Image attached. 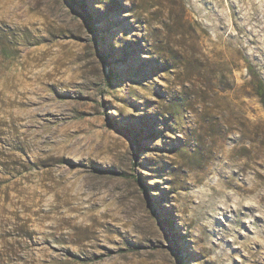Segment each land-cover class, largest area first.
Here are the masks:
<instances>
[{"label":"rangeland","instance_id":"374dc122","mask_svg":"<svg viewBox=\"0 0 264 264\" xmlns=\"http://www.w3.org/2000/svg\"><path fill=\"white\" fill-rule=\"evenodd\" d=\"M251 65L264 0H0V264H264Z\"/></svg>","mask_w":264,"mask_h":264},{"label":"trees","instance_id":"16d2710c","mask_svg":"<svg viewBox=\"0 0 264 264\" xmlns=\"http://www.w3.org/2000/svg\"><path fill=\"white\" fill-rule=\"evenodd\" d=\"M81 8L85 9L84 5H80ZM87 18H89V16L87 15ZM251 75H252V82L255 86V91L256 94L258 95V97L260 98L261 103L264 106V80L260 77V75L255 71L254 67L251 65L249 67ZM115 79V74L110 72L108 75V81L110 82L109 84H112V82ZM125 131L133 136L134 140L137 143V149L138 151L142 152V146L140 145V139H139V135L136 133V131L126 127Z\"/></svg>","mask_w":264,"mask_h":264},{"label":"bare ground","instance_id":"6f19581e","mask_svg":"<svg viewBox=\"0 0 264 264\" xmlns=\"http://www.w3.org/2000/svg\"><path fill=\"white\" fill-rule=\"evenodd\" d=\"M223 168V167H222ZM204 176V175H203ZM242 189V188H241ZM245 190H250L251 192L255 189L253 186L244 187ZM264 197V196H263ZM262 198V197H261Z\"/></svg>","mask_w":264,"mask_h":264}]
</instances>
